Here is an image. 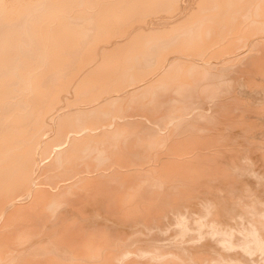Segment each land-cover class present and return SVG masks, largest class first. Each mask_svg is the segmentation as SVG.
I'll use <instances>...</instances> for the list:
<instances>
[{
    "label": "bare ground",
    "instance_id": "bare-ground-1",
    "mask_svg": "<svg viewBox=\"0 0 264 264\" xmlns=\"http://www.w3.org/2000/svg\"><path fill=\"white\" fill-rule=\"evenodd\" d=\"M263 140L264 0H0V264H264Z\"/></svg>",
    "mask_w": 264,
    "mask_h": 264
},
{
    "label": "rangeland",
    "instance_id": "rangeland-1",
    "mask_svg": "<svg viewBox=\"0 0 264 264\" xmlns=\"http://www.w3.org/2000/svg\"><path fill=\"white\" fill-rule=\"evenodd\" d=\"M206 110H208V108H206ZM209 111V110H208ZM209 125H212V124H209L208 123V126ZM161 127H163V126H161ZM264 141V140H263ZM264 143V142H263ZM253 166H254V172H251V171H249V172H247V173H244L243 175H242V180L246 183V182H249V183H252V181H254V180H259V178H260V181H259V183H258V185H259V187H260V184H262V183H264V180H263V178H261L260 176H259V172H260V169H262L261 167L262 166H260L261 165V162H260V160H256V157H254L253 159ZM256 165V166H255ZM258 165V166H257ZM256 169H258L257 170V172H256ZM248 173H249V175H248ZM252 173V174H251ZM254 173H255V175H254ZM256 173H258V174H256ZM252 175V176H251ZM250 176V177H249ZM257 176V177H256ZM240 177V176H239ZM262 191V190H261ZM169 231H170V233L172 232V228H171V230L169 229L168 230V233H169ZM256 254V255H255ZM254 254V258H256V259H261V254L260 253H255ZM260 255V257H258ZM251 262L250 261H247L245 264H250Z\"/></svg>",
    "mask_w": 264,
    "mask_h": 264
}]
</instances>
